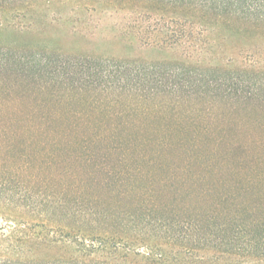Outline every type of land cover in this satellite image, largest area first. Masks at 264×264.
<instances>
[{
  "label": "rangeland",
  "instance_id": "1",
  "mask_svg": "<svg viewBox=\"0 0 264 264\" xmlns=\"http://www.w3.org/2000/svg\"><path fill=\"white\" fill-rule=\"evenodd\" d=\"M0 204V246L59 240L21 264L84 261L74 238L100 235L122 240L112 264H145L173 241L144 217L182 209L264 224V6L0 0ZM235 247L220 257L264 259Z\"/></svg>",
  "mask_w": 264,
  "mask_h": 264
},
{
  "label": "trees",
  "instance_id": "2",
  "mask_svg": "<svg viewBox=\"0 0 264 264\" xmlns=\"http://www.w3.org/2000/svg\"><path fill=\"white\" fill-rule=\"evenodd\" d=\"M198 3L236 9L246 6L248 8L264 6V0H198ZM144 212H146V209ZM187 212L185 209H182L181 214L162 215L163 217L159 221L147 218V216L144 217L143 225L145 227L143 226L141 232L145 235L152 234V231L154 233H164L165 236L168 234L170 240L173 241L169 242L171 249L166 251L159 249L156 246L158 244H154L157 242L150 241L153 244L151 246L152 250H150L149 257L147 258L148 261L145 264H229L227 261L230 259H226L225 261V258L220 256L233 254L232 250L236 249L235 246L237 244L241 246L242 251H247L250 255L253 250L264 254V250H262L264 249V224L261 221L255 223V220L251 221L237 216V218H225L216 223L214 222V218L210 216H205L204 214L201 215L202 218L195 214L193 216H186ZM210 223L213 226L217 225L216 227L219 230L216 232L214 230H206ZM33 239L37 241L39 239V241H42V244L49 247H53L59 243V240L52 239L44 232H32L28 228L15 229L6 234L5 244H1L6 246H0V251L9 253L11 257L0 258V264H21L20 261L22 260L16 259L14 256L16 253L21 252V249L26 247L25 244ZM120 241L122 240L117 236L108 237L103 235L98 236V238L94 237L89 241L81 237L74 238L73 242L77 247V254L81 258H84V261L82 260L75 264H112L113 262L110 261L118 255L117 251L120 247ZM203 246L209 248L208 251L214 250V258L207 259L206 256L200 254ZM218 253H221V255ZM93 255H97L99 258L104 257L105 260L96 261L99 258L92 259ZM258 261V264H264V259L262 261L259 259ZM22 264L39 263L36 260L29 259L25 260ZM55 264L65 263L58 261ZM231 264L236 263L231 262Z\"/></svg>",
  "mask_w": 264,
  "mask_h": 264
}]
</instances>
